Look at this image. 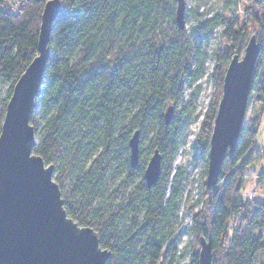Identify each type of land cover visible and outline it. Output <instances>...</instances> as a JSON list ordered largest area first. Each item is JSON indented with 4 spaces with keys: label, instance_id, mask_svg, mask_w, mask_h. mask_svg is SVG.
<instances>
[{
    "label": "trees",
    "instance_id": "16d2710c",
    "mask_svg": "<svg viewBox=\"0 0 264 264\" xmlns=\"http://www.w3.org/2000/svg\"><path fill=\"white\" fill-rule=\"evenodd\" d=\"M47 1L0 0V87H7L0 99V125L15 82L37 55ZM235 1L247 5L248 18L240 25L233 17L221 33L227 46L212 71L217 103L230 59L254 35L259 52L246 108L249 101L264 107V0ZM59 2L29 119L32 154L53 167L67 217L96 233L100 248L110 253L106 264H171L175 238L171 241L165 228L176 226L180 177L171 176L162 163L176 153L179 133L175 117L166 125L164 114L179 103L184 81L192 85L204 76L205 57L176 25L174 0ZM220 22L216 16L199 24L196 35L203 37ZM217 103L202 122L196 155L207 156ZM258 120L243 119L217 184L202 183L206 208L193 216L197 247L188 264H198L202 238L211 244L212 264H264L258 263L264 252V185L263 199H242L251 179L247 168L264 158L255 147ZM134 132L139 142L150 137L148 151L161 156L158 181L150 188L143 178V154L135 168L130 166L128 141ZM257 181L263 184V177Z\"/></svg>",
    "mask_w": 264,
    "mask_h": 264
},
{
    "label": "water",
    "instance_id": "95a60500",
    "mask_svg": "<svg viewBox=\"0 0 264 264\" xmlns=\"http://www.w3.org/2000/svg\"><path fill=\"white\" fill-rule=\"evenodd\" d=\"M176 25L184 28L185 0H174ZM45 3L36 44L37 55L15 82L0 125V264H106L110 257L99 246L96 233L68 218L52 166L32 154L34 130L29 123L36 108L43 70L48 59L51 25L61 11ZM259 44L254 35L241 57L233 56L225 70L208 144L206 185L215 186L226 157L235 150L244 119L246 101ZM172 106L164 114L167 125ZM138 132L128 141L131 168L139 159ZM161 156L151 154L143 173L147 188L156 185ZM53 189L55 190L53 192ZM198 264H212L211 244L200 240Z\"/></svg>",
    "mask_w": 264,
    "mask_h": 264
},
{
    "label": "rangeland",
    "instance_id": "374dc122",
    "mask_svg": "<svg viewBox=\"0 0 264 264\" xmlns=\"http://www.w3.org/2000/svg\"><path fill=\"white\" fill-rule=\"evenodd\" d=\"M247 5L244 2L238 3L233 0H185V25L184 30L191 41V47L205 57V74L195 84L189 85L183 82L182 96L179 103L173 107L171 119L174 116L178 123V149L170 162L163 161L162 167L168 168L171 176L179 173V197L175 203L176 226L165 228L166 234L170 232L171 241L175 238L174 253L171 257V264H188L190 253L196 249L191 226L193 216L205 211L206 199L202 183L206 179L207 156L196 155V140L199 136L202 122L211 108L217 103L218 82L212 77L216 57L223 56L227 46L226 41L221 37L226 23L233 17H237L242 25L248 18L246 14ZM248 13V12H247ZM221 18L219 26L206 33L203 37L196 35L195 29L199 24L211 20L214 17ZM243 54V50L239 57ZM7 87H0V99H3ZM218 106V103H217ZM261 110V113L259 112ZM259 118V132L256 138L255 147L261 156L264 157V107L254 105L249 101L244 114L247 122L254 117ZM150 137L139 142V153L143 154L141 160L148 162L151 153L148 151ZM247 174L251 179L247 185L242 199L247 201V196L252 194V198H262V188L264 185V158L260 162L250 165ZM52 172V178L55 176ZM263 177V184L257 180ZM250 199L249 201H251ZM233 225L230 222V226ZM264 236V233L262 234ZM170 243V242H169ZM200 250V248H199ZM264 260V252L258 255V263ZM169 261H167L166 264Z\"/></svg>",
    "mask_w": 264,
    "mask_h": 264
},
{
    "label": "snow or ice",
    "instance_id": "6c2138e0",
    "mask_svg": "<svg viewBox=\"0 0 264 264\" xmlns=\"http://www.w3.org/2000/svg\"><path fill=\"white\" fill-rule=\"evenodd\" d=\"M52 9H53V12H55L56 11V5H55V2H54V0H52V3H50V5H49ZM55 190L53 189V192H54Z\"/></svg>",
    "mask_w": 264,
    "mask_h": 264
},
{
    "label": "built area",
    "instance_id": "2783aa9c",
    "mask_svg": "<svg viewBox=\"0 0 264 264\" xmlns=\"http://www.w3.org/2000/svg\"><path fill=\"white\" fill-rule=\"evenodd\" d=\"M250 199H253V198H252V194H249V195L247 196V201H249Z\"/></svg>",
    "mask_w": 264,
    "mask_h": 264
}]
</instances>
